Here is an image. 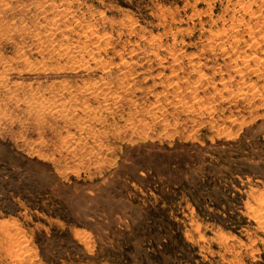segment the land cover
Listing matches in <instances>:
<instances>
[{
	"label": "rangeland",
	"instance_id": "1",
	"mask_svg": "<svg viewBox=\"0 0 264 264\" xmlns=\"http://www.w3.org/2000/svg\"><path fill=\"white\" fill-rule=\"evenodd\" d=\"M240 1L0 0V264H264Z\"/></svg>",
	"mask_w": 264,
	"mask_h": 264
},
{
	"label": "bare ground",
	"instance_id": "2",
	"mask_svg": "<svg viewBox=\"0 0 264 264\" xmlns=\"http://www.w3.org/2000/svg\"><path fill=\"white\" fill-rule=\"evenodd\" d=\"M6 3V2H5ZM255 4V3H254ZM240 5H241V9H243V12H245V13H247V14H249V20L248 21H250V22H253L254 24H255V26H250V31L253 29V28H255V27H257L258 28V30L260 29V31L262 30H264V12H262V9L258 6H256L257 8H254L253 6H252V4H251V2L249 1V0H241L240 1ZM5 6V5H4ZM10 7V6H9ZM0 9H2V8H0ZM63 10V9H62ZM7 12V11H6ZM2 13V12H1ZM4 14V13H3ZM54 17V16H53ZM52 17V18H53ZM245 16H243L242 17V21H240L241 23L243 22V23H245V22H248V21H246V19L244 18ZM44 19V18H43ZM244 19V20H243ZM47 20V19H46ZM49 20V19H48ZM61 21V20H60ZM25 22V21H24ZM236 22V21H235ZM12 23V22H11ZM28 24V23H27ZM247 24V23H246ZM29 25V24H28ZM17 26V25H16ZM38 26V25H37ZM18 27V26H17ZM234 27V26H233ZM9 28V27H8ZM39 28V27H38ZM235 28V27H234ZM233 29V28H232ZM0 30H2V28L0 29ZM30 30V29H29ZM36 30V29H35ZM239 30V29H238ZM4 31H6V29L4 30ZM16 31V30H15ZM26 31V30H25ZM24 31V32H25ZM254 31V30H253ZM253 31H251V32H253ZM256 31V30H255ZM238 32V31H237ZM40 33V32H39ZM18 34V33H17ZM22 34V33H21ZM23 35H24V33H23ZM105 35V34H104ZM234 35H236V34H234ZM1 36V35H0ZM57 36V35H56ZM23 37V36H22ZM111 37V36H110ZM4 38V37H3ZM11 38V37H10ZM25 38V37H24ZM56 38V37H55ZM88 38H90V37H88ZM112 38V37H111ZM30 39V38H29ZM17 40V39H16ZM6 41H8L7 39H6ZM24 41V40H23ZM41 41V40H40ZM53 41V40H52ZM88 41V40H87ZM111 41V40H110ZM157 41V40H156ZM55 42V41H54ZM94 42V41H93ZM104 42H106V41H104ZM109 42V41H108ZM52 43V42H51ZM99 43V42H98ZM253 43V42H252ZM57 44V43H56ZM68 44H69V42H68ZM101 44V43H100ZM17 45V44H16ZM60 45V44H59ZM173 45V44H172ZM254 45V44H253ZM32 46V45H31ZM47 46V45H46ZM51 46H53V45H51ZM58 46V45H57ZM61 46V45H60ZM90 46V45H89ZM41 47V46H40ZM62 47V46H61ZM21 48V47H20ZM23 48V47H22ZM102 48V47H101ZM155 48V47H154ZM68 49V48H67ZM92 49V48H91ZM96 49H98V48H96ZM52 50V49H51ZM108 50V49H107ZM41 51V50H40ZM63 51H64V49H63ZM182 51V50H181ZM18 52V51H17ZM43 52V51H42ZM50 52V51H49ZM16 53V52H15ZM48 53V52H47ZM126 53V52H125ZM36 54V53H35ZM34 54V55H35ZM39 54V53H38ZM159 55V54H158ZM247 56V55H246ZM150 57V56H149ZM247 58H249V57H247ZM13 59V58H12ZM41 59V58H40ZM60 59H61V57H60ZM71 60V59H70ZM148 60V59H147ZM3 61H4V59H3ZM49 61V60H48ZM93 61V60H92ZM38 62V61H37ZM40 62V61H39ZM24 63V62H23ZM44 63V62H43ZM65 63V62H64ZM134 63V62H133ZM29 64V63H28ZM43 65V64H42ZM44 66V65H43ZM194 66V65H193ZM40 67H42V66H40ZM251 67V66H250ZM249 67V68H250ZM68 69V68H67ZM39 70V69H38ZM3 71V70H2ZM1 71V72H2ZM4 73V72H3ZM99 78V77H98ZM6 81V80H5ZM41 82V81H40ZM90 82V81H89ZM123 83V82H122ZM103 85V84H102ZM111 85V84H110ZM121 86V85H120ZM132 86V85H131ZM60 88V87H59ZM65 89V88H64ZM100 89V88H99ZM80 94V93H79ZM244 94L245 95H249L250 94V92H245L244 91ZM74 101V100H73ZM61 105V104H60ZM95 110V109H94ZM85 111V110H84ZM92 113V112H91ZM90 117V116H89Z\"/></svg>",
	"mask_w": 264,
	"mask_h": 264
},
{
	"label": "trees",
	"instance_id": "3",
	"mask_svg": "<svg viewBox=\"0 0 264 264\" xmlns=\"http://www.w3.org/2000/svg\"><path fill=\"white\" fill-rule=\"evenodd\" d=\"M4 211H5V212H10L11 209H10L9 207H7Z\"/></svg>",
	"mask_w": 264,
	"mask_h": 264
}]
</instances>
